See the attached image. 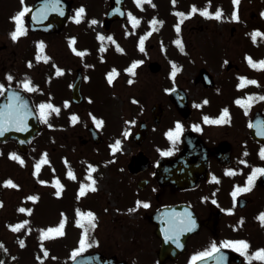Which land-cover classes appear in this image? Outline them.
<instances>
[{
    "label": "flooded vegetation",
    "instance_id": "flooded-vegetation-1",
    "mask_svg": "<svg viewBox=\"0 0 264 264\" xmlns=\"http://www.w3.org/2000/svg\"><path fill=\"white\" fill-rule=\"evenodd\" d=\"M26 1L25 6L7 11L6 1L0 0V30L5 39L0 46V84L41 93L49 81L58 78L68 85L69 96L62 104L66 109L88 106L86 74L97 63L67 54L65 61L72 67L59 64L50 53L53 41H58L65 29L80 26L74 13L76 0H71L70 18L61 33L31 32L24 15L25 35L14 41L15 17L25 9L27 14L36 0ZM54 1L62 5L60 0ZM126 3L130 9L131 0ZM171 4L173 23L168 40L174 56L164 66L160 61L155 72L165 73L168 85L156 88L154 102L140 101L129 109L135 117L132 122L124 119L128 127L122 140L127 148L120 144L115 152L128 159L119 166L120 172L108 189L117 203L98 215L88 252L98 251L121 264H264L255 258L257 252L264 251V223L259 219L264 214V186L260 184L264 175H256L250 191L233 197L237 188L248 187L256 169H264V67L260 66L264 62V0H240L238 6L234 0H203L202 4L171 0ZM205 11L208 16L201 15ZM217 11L222 12L221 18H210ZM86 18L93 15H86L83 21ZM116 23H128V18ZM256 32L261 36L254 40ZM73 40L75 44L70 43ZM67 44L75 49L76 36L71 35ZM171 64L179 69L174 78ZM78 71L83 73L81 105L72 102ZM157 105L160 108L155 112ZM225 110L227 122H205V117L219 120ZM177 125L178 136L169 139L168 133L177 132ZM88 139L90 136L82 141ZM115 144L111 142L110 153ZM186 146V159L178 160ZM165 159L172 160L171 165L160 167ZM126 188L135 189L133 204L125 200ZM189 218L195 222L191 230ZM107 219L111 229L104 233L103 250L97 229ZM239 242L249 245L243 254L225 247Z\"/></svg>",
    "mask_w": 264,
    "mask_h": 264
},
{
    "label": "rangeland",
    "instance_id": "rangeland-1",
    "mask_svg": "<svg viewBox=\"0 0 264 264\" xmlns=\"http://www.w3.org/2000/svg\"><path fill=\"white\" fill-rule=\"evenodd\" d=\"M5 1L7 6L5 10L7 11L12 8L14 10L17 6H25L27 3L26 0H19L20 3L17 0ZM202 1L197 0V3L202 4ZM108 3L109 0H77L76 8L83 6L85 9L87 7L89 11L91 9L96 12L97 20L101 21L104 18V13H106ZM167 3L170 6V0H156L144 8L142 12H137V19L141 21L142 25L144 23L149 25L150 16L153 22L159 18L162 12L161 15L164 16L166 24H169L170 28L173 21L166 17ZM100 21L92 26V30L88 28L87 34L81 26L71 25L65 29L58 41H53L50 48V53L53 54L57 62L60 61L75 67L65 61V55H73V57L75 55L74 51H70L67 44L68 38L75 35L78 38L79 52L85 53L82 57L88 61L100 63L101 68L96 66L94 70L87 71L84 89L88 97L91 98V103L88 109L87 107L75 109V111L81 112L78 122L74 126L66 128L71 117H67L68 109L62 104L69 96V90L65 81L57 78L53 82L49 81L41 97L45 103L59 109L58 113L51 111L47 113L53 126L51 123L49 126L45 125V131L31 144L30 153L24 159L19 160L23 161L22 164L11 158L13 150L16 151L14 144H5L0 149V181L13 183L15 180L14 185H16V187L8 186L2 195L4 208L1 210V216L6 215L13 218L15 227L23 225L18 231H15L23 244V246L21 244L18 246L20 248H15V262L32 264L35 258L33 251L38 247L37 243L43 240L44 233L49 229L58 228L61 223L64 225L63 235L50 234L49 237L53 238L56 244L49 242L48 246L58 261L66 258L68 251L76 253L75 251L81 248L80 242L85 239V233H87V241H89L92 239L95 229L80 214H85L86 217L87 213H92L95 217L94 224L96 226L98 215L105 212L106 206L109 205V212L117 203L113 191V194L108 191L109 183L115 181L114 175L116 172H120L119 165L123 166L128 156L118 157L114 152L112 158L109 156L106 144L99 147L83 144L82 138H87L88 135L86 124L90 121L93 122L88 115V110L92 118H103L106 121L101 129L102 133L116 136L122 128L123 118L127 117L128 107L131 108L135 104L131 101L134 97H139L141 102L152 103L156 100V88L165 84L168 85V76L165 78L163 77L165 73L161 75L151 73L148 64L152 61H161L164 66L168 62L167 58L163 61L164 57L160 47L162 44L163 46L165 43L169 44V41L164 40V38L171 39L169 28V36L163 35V33V37L154 33L144 36L143 33L126 34L127 26L116 24L109 30L111 36H109V32L105 35L112 37L119 45L114 43L109 46L106 37L102 36L105 38L103 41L99 39L101 37L99 33L106 31ZM141 34H143V38L140 36ZM139 36L144 40L142 54L137 51ZM4 40V32L0 30V46ZM18 51H21V47L18 48ZM105 55H107L108 60L106 63L103 60ZM173 56L174 52L167 55V57ZM133 63L137 64L134 75L128 71ZM124 66H126V72L122 70ZM105 67L111 69L106 73L108 76H103V72H101ZM113 70H115L116 75L113 76L110 84L108 77L113 73ZM70 111H74V108H71ZM130 114L129 110L128 117H131ZM45 158L46 162H42ZM85 162L86 165L90 164V166H85ZM94 165H98V167L93 172L91 168ZM37 166H39V171L35 172L34 168L37 170ZM73 166L75 168L82 166V169H77L75 174L72 171ZM69 171L74 175V179L69 178ZM37 180H39L38 183L42 181L43 183L38 184ZM92 181H95L96 191L87 190L81 196L82 186H92ZM136 196L134 188L125 189L124 197L128 203L133 204ZM142 196V194L138 195V197ZM30 197L36 199L33 200ZM3 200L0 197V205H2ZM21 208L25 211L21 212ZM2 221L4 223V227L0 231V237L4 241L2 246L11 248L16 241V236L7 230L8 222L10 223L11 220L8 221L4 216ZM81 224L84 226H79ZM108 229H111L108 219L104 221V225L97 229L103 250L106 249L107 240L104 233ZM41 259L39 264H51L53 261L48 258Z\"/></svg>",
    "mask_w": 264,
    "mask_h": 264
},
{
    "label": "snow or ice",
    "instance_id": "snow-or-ice-1",
    "mask_svg": "<svg viewBox=\"0 0 264 264\" xmlns=\"http://www.w3.org/2000/svg\"><path fill=\"white\" fill-rule=\"evenodd\" d=\"M145 2H149V3H150V0H145ZM137 3H138V5H139V4H140V0H137ZM173 3H175V0H173ZM239 3H240V0H234V4H235L236 6H238ZM26 11H27V9H25L24 11H21V12L15 17L16 30H15L14 33H12V36H11V38H12L14 41L17 40L18 37H20V36H22V35H25V29H24V27H23V16L25 15V12H26ZM192 11L195 12L196 9L193 8ZM83 12H84V10H83V9H80V11L77 13V20H76L77 23L80 22L79 17H81V16L83 15ZM180 15H183V14H180ZM201 15L208 16L209 14L205 11V12H201ZM221 16H222V12L217 11L216 14H215V16H214V17H210V18L220 19ZM236 18H238V17H236ZM130 19L132 20L133 26H138L139 21H138L137 19H135L134 17H130ZM92 23H96V22H95V21H92ZM156 23H157V22L154 20V21L152 22L153 26H155ZM177 32H179V28H177ZM259 36H261V33L256 32V33L253 34V39L255 40V38H256V37H259ZM99 39H100L101 41H103L105 38L101 36V37H99ZM108 39L111 40L110 37H109ZM70 43H71V44H75V41L73 40V41H71ZM179 43H180V42L177 41V44H179ZM143 44H144V40L141 39V41H140V50H141V51L144 50V48H143ZM44 47H45V46H44L42 43L39 45V49H40V52H41V53H43ZM73 50L75 51V49H73ZM102 50H103V49H102ZM84 54H85V53L76 52V55H78V56H83ZM46 60H47V58L45 57V61H46ZM249 63H252V61H251L250 59H249ZM260 66H261V67H264V62H261ZM136 67H137V64H133V65L131 66V68L128 70L129 73L132 74V75H134V74H135V71H134V70H135ZM173 69H174V71H173L172 75H173V78H174L176 72L179 71V69L176 68L175 65H173ZM57 74L59 75V74H62V73H60V72L58 71ZM115 75H116L115 70H113V73L110 74L109 77H108L109 83L112 82L113 76H115ZM8 79L11 80V77H8ZM25 87H28V85L26 84ZM0 90H2V89H0ZM29 90H34V89H31V88H30ZM16 99H18V97H16ZM205 103H206V102H205ZM238 103H240V102L238 101ZM48 111L58 113V112H59V109L53 107V105H51V104H42V105L40 106V112H41V115L44 116L45 121H46V119H47V113H48ZM227 117H228V112H227V110H225V111L223 112V115L220 117L219 120L210 121V120H208L207 117H205V122H208V123H217V124H219V123H225V122H227V120H226ZM72 120H73V122H76L77 117L73 116V117H72ZM20 122H21V121H19V120L17 121V123H20ZM102 123H103L102 121H96V124H97L98 127L101 126ZM5 130H6V129H5ZM179 130H180V126L177 125V132H175V133H173V132H169V133H168V137H169V139H173L174 137L178 136V134H179ZM197 130H199V129H197ZM2 134H3V132L0 131V135H2ZM125 135H127V133H126ZM119 149H120V142L117 141L116 144H115V146H114L113 151L115 152V151H118ZM165 155H167V153H165ZM261 157L264 158V151H262V153H261ZM11 158L14 159V160H18V161H19V157L15 156V155H13ZM19 162H20L21 164L23 163V161H19ZM42 162H46V158H45V160L42 161ZM38 170H39V166H37V171H38ZM91 171L94 172V171H95V168H91ZM227 174H228V175H232L233 173L229 172V173H227ZM257 174L264 175V169H256V170L253 172L252 176H250L249 179H248V187H246V188H237L236 191L233 193V197H235V196H236L238 193H240V192L250 191V190H251L252 183H253L254 179L256 178V175H257ZM68 175H69V178H72V179L75 178L74 175L71 173V171H69ZM57 184H58V181H57ZM94 184H95V181H92V186H87V187L82 186L81 191H80V195L83 196L87 190H90V191H96V188L94 187ZM5 186L16 187V185H14L11 181H8V182L6 183ZM30 199L35 200L36 198H35V197H30ZM0 206H2V205H0ZM142 206L145 207V208L148 207L147 204H143ZM20 211H21V212H24L25 209L21 208ZM29 214H30V213H29ZM80 215L82 216V218H86V219H87L88 224H89L91 227H93V228L95 227V224H94L95 217H94V215H93L92 213H87V214H86V217H85V214H80ZM259 219L261 220L262 223H264V214H262L261 217H259ZM189 222H190L191 227H190L188 230H191V228H194V227H195V222H194V221H191L190 218H189ZM79 226L83 227L84 225L81 224V225H79ZM21 227H23V225H18V226H16L15 228H13L12 230H13V231H18ZM63 227H64V225H63V223H61V225H60L58 228H55V229H49L47 232L44 233V238H49L50 234H53V233L56 234V235H63V231H62ZM86 242H87V233H85V239H84V241L81 242V249H83L84 247L87 246ZM21 245L23 246L22 242H21ZM225 247H233V248H235L237 251H241L242 254H243V252L247 250V248L249 247V245H248L247 243H245V242H239V243H237V244H225ZM213 250H214V251L216 250L215 245H213ZM74 255H78V253H74ZM204 255H207V253H205ZM255 258H256V259H260V260H264V251H259V252H257V253L255 254Z\"/></svg>",
    "mask_w": 264,
    "mask_h": 264
},
{
    "label": "water",
    "instance_id": "water-1",
    "mask_svg": "<svg viewBox=\"0 0 264 264\" xmlns=\"http://www.w3.org/2000/svg\"><path fill=\"white\" fill-rule=\"evenodd\" d=\"M45 0H40L35 8L34 13L30 14V20L33 21L37 30L42 28V18L45 16L44 5ZM54 7L51 6L47 15L53 12ZM123 11V10H122ZM45 14V13H44ZM38 15V16H37ZM34 20H39L35 22ZM112 19H110L111 21ZM64 21V20H63ZM56 26L49 29L50 31H57L63 27V22L55 23ZM154 70V68L152 67ZM75 91L80 92L79 82ZM18 97V99H16ZM78 97V94H76ZM21 121L17 123V121ZM6 129V130H5ZM42 127L39 121L38 114L32 105L30 99L21 91L7 88L0 96V142L15 140L17 147L22 152H27L29 142L41 131ZM187 150L183 153L186 155ZM164 164V163H163ZM162 166L168 165L167 163ZM112 260L108 259L101 254L95 253L88 256L78 257L76 260L69 264H109ZM109 262V263H108Z\"/></svg>",
    "mask_w": 264,
    "mask_h": 264
}]
</instances>
